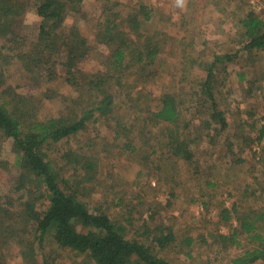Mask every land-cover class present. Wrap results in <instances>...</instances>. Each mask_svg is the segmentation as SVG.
<instances>
[{"label":"trees","instance_id":"obj_1","mask_svg":"<svg viewBox=\"0 0 264 264\" xmlns=\"http://www.w3.org/2000/svg\"><path fill=\"white\" fill-rule=\"evenodd\" d=\"M81 1L0 0V141L12 142L19 167L0 191V264H11V256L16 264H178L168 250L197 258L201 245L215 257L232 248L227 264L263 261L264 146H254L264 138V63L240 85L245 117L234 122L221 104L231 103L227 66L238 51L253 70L264 59V17L246 7L236 20L239 48L209 60L184 41L166 80V34L147 28L152 7L121 13L117 0H106L92 46L78 24L65 25ZM31 8L40 20L26 30L22 18ZM93 49L99 60L89 69ZM14 63L39 98L56 101L55 110L39 112L32 93L6 82L4 68ZM196 66L201 79L192 77ZM224 158L227 169L243 172L234 184L210 171ZM119 164L134 175H114L109 168ZM97 188L103 191L95 198ZM196 202L203 225L193 234L178 219L194 216ZM232 220L229 231H219Z\"/></svg>","mask_w":264,"mask_h":264},{"label":"rangeland","instance_id":"obj_2","mask_svg":"<svg viewBox=\"0 0 264 264\" xmlns=\"http://www.w3.org/2000/svg\"><path fill=\"white\" fill-rule=\"evenodd\" d=\"M106 0H82L80 5V11L78 13L69 14L65 20V25L70 26L72 24H78L82 32L87 35L90 39L92 46L96 44L94 39L95 33V21L97 14L100 13V7L107 4ZM116 1V0H114ZM119 5L117 9L121 13H125L128 10L137 9L141 4L149 5L152 7L153 15L149 22L147 23V28L150 33H161L166 34V53L163 58L161 65L163 66L164 78L167 80L166 76L174 69H177L178 62L180 59V54L183 49L182 43L184 41H193L194 48L196 50L203 49V54L201 55L203 60H209L212 57L213 52H223V51H233L239 48L240 43L238 42L237 34V19L243 13L242 11L246 10L245 8L250 5V7L255 8L260 12L264 17V0H184L183 7L176 6L175 0H117ZM242 12V13H241ZM40 20L39 15L35 12L34 9H29L26 11L22 18V25L26 30H34L36 23ZM264 53V51L262 52ZM99 60V51L98 49H93L89 58L85 62L87 68L94 67L93 65L98 63ZM95 61V63H94ZM252 62L251 58L245 51H238V54L234 57L233 60L227 66V69L234 71L229 73V86H231L233 92H231L227 100L231 101L230 104L226 103V100L223 101L225 104H221L222 107H226V113L228 117L235 122L239 119L240 116L245 117V115L240 112L245 107L241 103L242 92L239 89L241 83L249 77H251V71L258 72L260 70V65H263L264 59L258 60V66L253 70L254 66L250 65ZM170 69V71H169ZM238 71V73L235 71ZM241 72V73H239ZM244 74V75H243ZM4 75L6 82L9 85L15 86L18 91L32 93V98L35 99L37 104V110L41 113H51L53 110L58 107L56 101L51 103L45 98H39V92L36 88H32L24 80V75L21 71V68L17 63L7 65L4 68ZM204 76V70L200 66H196L192 71V77L194 79H201ZM244 76V78H243ZM242 78V82H240ZM167 82L173 83L172 79ZM55 87H60L59 84L53 82ZM154 83V81H153ZM153 83L148 86L154 87V89L159 93L162 89L159 84L153 86ZM176 84V83H175ZM67 87V86H65ZM68 88V87H67ZM61 90H68L66 88H60ZM58 102V101H57ZM59 104V102H58ZM241 107V108H240ZM264 122V121H263ZM234 125V124H232ZM232 125L229 128V132L232 131ZM264 146V138L262 139L259 146H254L256 149ZM220 149V146L217 147ZM221 149L218 150V153L221 154ZM250 150L245 154L246 160L243 163V166L247 167L253 161L250 155ZM217 156L219 154H216ZM7 159L8 166L7 169L0 168V191L5 192V189H8L9 184L13 183L18 174V164L17 157L12 148V142L10 140L3 139L0 141V159ZM226 158L218 160V164L213 167L210 171L212 176L215 179L222 180L226 183H233L231 180L233 176L242 177L243 172L239 169L231 170L227 169L229 167L228 162H225ZM212 158L208 155L202 157L203 164H211ZM111 162V161H110ZM240 165V164H239ZM109 169H112V173L117 175V172L122 174L124 177H130L133 174L131 168L122 167L113 165ZM118 170V171H117ZM228 170V174H226ZM261 166H256L255 174L260 175ZM134 175V174H133ZM109 179V178H108ZM241 179V178H240ZM247 181L252 182V177L250 174L246 177ZM234 184V183H233ZM102 189L97 188L94 197H100L99 194H102ZM158 196L164 198V194L160 191H157ZM182 205H186V202L180 201ZM255 202L252 198L245 199V203ZM256 203H259V199H256ZM179 206L175 207L174 213L177 214L180 210ZM192 209H196V214L194 216L191 213H187L186 217H180L178 219V225L182 226V230L190 229L194 234L199 229L200 225H203L202 215L199 214L200 207L198 203L191 204ZM199 209V210H198ZM214 211L211 212V214ZM235 221L232 220L227 224L220 226L222 232H227L235 225ZM196 227V228H193ZM212 227V226H211ZM197 246V245H196ZM203 250L201 255L197 258H187L181 251H172L168 250L166 255L169 258H172L178 264H227V257L234 255L235 252L232 248L219 253L218 257H215L214 252L211 248L200 246ZM70 260V258H67ZM17 257H10L11 264H16ZM253 264H264V260L256 261Z\"/></svg>","mask_w":264,"mask_h":264},{"label":"clouds","instance_id":"obj_3","mask_svg":"<svg viewBox=\"0 0 264 264\" xmlns=\"http://www.w3.org/2000/svg\"><path fill=\"white\" fill-rule=\"evenodd\" d=\"M176 6L178 7H183L184 5V0H175Z\"/></svg>","mask_w":264,"mask_h":264}]
</instances>
